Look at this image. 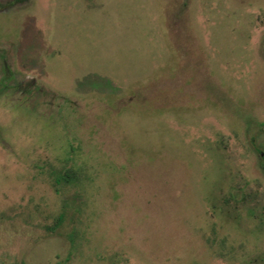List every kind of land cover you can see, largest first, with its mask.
I'll return each instance as SVG.
<instances>
[{
  "label": "rangeland",
  "instance_id": "rangeland-1",
  "mask_svg": "<svg viewBox=\"0 0 264 264\" xmlns=\"http://www.w3.org/2000/svg\"><path fill=\"white\" fill-rule=\"evenodd\" d=\"M0 264H264V0H0Z\"/></svg>",
  "mask_w": 264,
  "mask_h": 264
},
{
  "label": "trees",
  "instance_id": "trees-1",
  "mask_svg": "<svg viewBox=\"0 0 264 264\" xmlns=\"http://www.w3.org/2000/svg\"><path fill=\"white\" fill-rule=\"evenodd\" d=\"M262 155H263V153H262ZM67 178L69 179V178H71V175L68 173V176H67Z\"/></svg>",
  "mask_w": 264,
  "mask_h": 264
}]
</instances>
